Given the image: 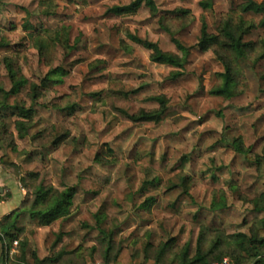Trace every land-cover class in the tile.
Wrapping results in <instances>:
<instances>
[{
  "label": "rangeland",
  "instance_id": "rangeland-1",
  "mask_svg": "<svg viewBox=\"0 0 264 264\" xmlns=\"http://www.w3.org/2000/svg\"><path fill=\"white\" fill-rule=\"evenodd\" d=\"M53 1L52 15L42 14L39 0L0 2V43L12 48L0 53V86L11 87L3 60L7 56L29 82L8 102L35 110L23 138L17 136L16 117L4 118L17 149L14 170L28 194L40 182L76 189L66 219L48 226L36 220L19 222L23 231L16 242L25 243L30 264L32 252L43 259L75 249L71 258H80L92 246L94 263L104 264L107 241L100 242V229L113 231L110 257L120 244L141 255L147 241L157 245L175 237L178 247L189 239L193 243L200 225L226 233L246 231L252 216L245 212L248 204L242 198L263 192L264 161L246 162L231 143L240 138L252 154L264 157V60L255 67L243 64L246 86L235 96H215L209 90L223 66L212 51L195 46L202 19L214 33L224 13L243 0H214L207 10L201 0H154L155 13L142 4L130 15L108 9L133 0ZM180 8L189 10L191 18L173 36L191 49L182 76L171 80L175 68L152 62L150 51L131 37L178 53L159 19L179 15L173 11ZM63 29L73 49L65 54L56 45L53 66L68 72L62 82L42 89L34 102L30 84L39 85L49 66L32 37ZM260 34L256 30L247 38ZM157 95H165L167 103L157 125H134L124 115L158 108L151 98ZM9 140L8 136L0 140V155ZM168 147L172 155L165 170L137 163L145 153L160 157ZM153 178L155 184L148 183ZM147 197L154 198L149 211L141 207ZM213 198L225 199L227 206L211 210Z\"/></svg>",
  "mask_w": 264,
  "mask_h": 264
},
{
  "label": "trees",
  "instance_id": "trees-1",
  "mask_svg": "<svg viewBox=\"0 0 264 264\" xmlns=\"http://www.w3.org/2000/svg\"><path fill=\"white\" fill-rule=\"evenodd\" d=\"M213 2L214 0H201L199 4L207 10L213 7ZM38 3L42 7V14L52 15L55 12L56 5L53 0H39ZM142 4L147 6L151 12H156L154 0H133L126 5H114L108 9V12L115 15H130L136 13ZM174 13H179V15L162 16L159 19V24L166 33L172 35L178 53L164 51L155 42L131 37L136 43L143 45L150 51L149 59L152 62L175 68L169 75L171 80L182 76L191 49V46L184 44L173 36L176 34V29L180 30L189 22L190 12L187 9L180 8L173 11ZM247 14L251 16L247 17ZM253 16H258V20H255ZM256 30H261V34L256 39L247 38ZM32 43L43 62L49 66V70L41 79L39 85L30 84L31 97L35 102L42 89L51 88L54 84L62 82V77L68 72L61 65L53 66V54L56 45L61 46L65 54H68L73 47L69 45L67 33L64 29L57 30L52 35L46 32L36 33L32 37ZM195 46L201 51H212L223 66V70L217 72L216 83L210 88L209 93L225 98L235 96L246 86L243 64H250V66L255 67L264 60V0L259 2L243 0L235 8L224 13L214 33L208 31L207 24L202 19ZM11 50L12 48L8 43H0V53ZM3 60L11 81V87L5 90L0 86V134L2 135L0 140H5L7 136L10 140L0 155V164L4 170H13L17 167L15 162L17 149L13 135L7 130L4 118L8 115L16 117L14 127L18 138H23L28 134L35 110L32 106L25 108L8 102L10 97L18 94L29 82L27 78L19 73L18 69L13 67L10 57L5 56ZM137 91L138 88L131 90L130 93ZM124 94V96L127 95V93ZM151 98L158 103V108L152 111L140 109L135 114L123 112L124 115L134 125H157L164 117L167 103L165 95H157ZM59 139L55 140L56 145L60 142ZM231 145L235 152L250 164L255 165L257 162L264 161L263 156L252 154L250 149L243 145L240 138H235ZM171 155L172 149L168 147L160 157H156L154 153H145L137 160V163L146 165L155 171H163ZM171 172H174V170ZM31 174L30 177L35 178L33 173ZM155 180L153 178L148 183L155 184ZM22 186L24 185L22 184ZM75 193L74 186L57 189L45 182H40L33 187L32 193L28 194L26 192L18 210L0 219V234H2L0 235V241L3 249L7 248V253L3 251V255H8L13 241H17L18 236L23 231L22 226H18L21 218H27L28 221L36 220L40 226H48L58 219H66L70 214V207ZM238 196L241 199L243 195ZM242 199L247 200L246 203L248 204L244 205L245 212L250 213L252 216L246 231L226 233L216 226L200 225L194 242L192 243L189 239L179 247L175 245L177 241L175 237H169L157 245L147 241L140 255L128 246L120 244L110 257L109 252L113 247V231L107 234L100 229V242L107 241V256L104 264H212L223 257L230 258L235 264H264V189L259 197L253 199L243 197ZM153 203L154 198L147 197L141 207L149 211ZM226 206L225 199L215 201L213 198L210 209L216 211ZM96 224H100L99 221ZM4 239L6 244L3 243ZM15 249L17 250L14 255L15 261H11L10 264H30L27 259L25 243H18ZM74 252L75 249L73 251L64 249L54 257L43 259H38L36 254L32 252V264H81V262L83 264H95L92 258L95 247L92 246L87 251V255H81L80 258H77V256L71 258V254L73 255Z\"/></svg>",
  "mask_w": 264,
  "mask_h": 264
},
{
  "label": "crops",
  "instance_id": "crops-1",
  "mask_svg": "<svg viewBox=\"0 0 264 264\" xmlns=\"http://www.w3.org/2000/svg\"><path fill=\"white\" fill-rule=\"evenodd\" d=\"M19 176L18 171L14 169L4 170L0 164V219L3 216L10 215L17 211L26 195V189L20 184ZM24 220L26 221L27 218H21L20 221ZM18 226L22 225L18 224ZM14 242H16V240L13 241L8 255L4 256L3 251L7 253V248L3 249L0 241V264H10L11 261H15L14 255L17 253V250L15 249ZM3 243L6 244L5 239Z\"/></svg>",
  "mask_w": 264,
  "mask_h": 264
},
{
  "label": "built area",
  "instance_id": "built-area-1",
  "mask_svg": "<svg viewBox=\"0 0 264 264\" xmlns=\"http://www.w3.org/2000/svg\"><path fill=\"white\" fill-rule=\"evenodd\" d=\"M15 243V242H14ZM212 264H235L230 258L223 257L221 260L214 262Z\"/></svg>",
  "mask_w": 264,
  "mask_h": 264
}]
</instances>
